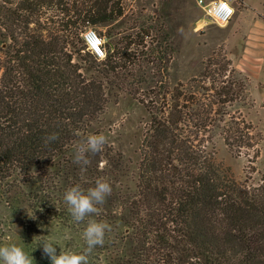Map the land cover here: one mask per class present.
<instances>
[{"label": "trees", "instance_id": "obj_1", "mask_svg": "<svg viewBox=\"0 0 264 264\" xmlns=\"http://www.w3.org/2000/svg\"><path fill=\"white\" fill-rule=\"evenodd\" d=\"M54 3L66 5L59 24L43 10ZM119 3L19 0L13 7L11 0H0V38L7 39L0 40L4 201L33 236L48 231L49 218L77 231L81 222L74 224L65 191L76 184L86 191L101 177L112 189L117 183L114 170L101 169V152L90 154L82 172L73 163L75 147L110 99L127 93L150 119L138 178L134 191L114 198L112 192L98 206L99 215L85 219L111 226L89 264H264V179L256 186L235 179L216 163L213 148L217 137L238 154L255 146L251 125L235 108L248 97V79L225 62L203 79H192L190 88L170 87L161 73L167 69L162 53L168 52L151 36L150 26L143 28L140 43L110 52L104 44L106 56L97 59L82 35L89 26L121 17ZM150 65L158 70L151 80L129 70ZM52 133L58 139L46 143ZM111 205H119L121 214H110ZM121 225L128 232L119 237ZM21 247L33 263L51 264L33 239Z\"/></svg>", "mask_w": 264, "mask_h": 264}, {"label": "rangeland", "instance_id": "obj_2", "mask_svg": "<svg viewBox=\"0 0 264 264\" xmlns=\"http://www.w3.org/2000/svg\"><path fill=\"white\" fill-rule=\"evenodd\" d=\"M72 1L65 0L69 4ZM11 2V6L14 7L19 0ZM119 2L115 9L123 10L121 17L88 27L94 29L104 40L107 52H110V48L125 47L131 41L134 45L140 43L143 28L150 26L151 36L168 52V55L162 53L164 56L162 65L164 63L167 69L162 67L161 73L167 78L170 87L182 83L190 88L192 79H203L210 70L218 69L225 62H231V67L248 79V97L235 108H240H237L241 114L240 118L251 125L254 135L252 141H255V146L238 154L231 150L222 138L217 137L213 142V148L216 163L223 170L228 171L235 179L247 182L248 185L260 184L264 179V77L251 78L239 66L237 67L238 61L242 60L244 55L243 40L240 37H232L230 24L217 23L209 15V10L204 9L198 0H119ZM63 8H66L65 4L59 6L54 3L45 5L43 10L46 17L53 18L59 24L64 18V14L61 13ZM68 18H65V21ZM0 40L7 41L2 38ZM148 40L149 38L145 39ZM78 60L77 57L76 61ZM129 70H133L138 76H147L149 80L158 72L152 65L144 66L141 70L139 67H129ZM205 79V85H209L210 81ZM149 120V115L142 104L129 94L120 93L118 98L110 99L105 112L91 124L89 134H103L107 138V143L100 154V167L103 163L104 167L101 169L116 172L117 184L112 189L113 198L114 194L117 195L120 191L125 193L135 189L141 161L140 148ZM5 188L0 186V245L14 243L22 246V242L29 238L35 242L51 239L55 241L58 252L79 253L83 250L85 242L82 233L86 221L76 224L74 228L77 231H74L65 227L60 218H49L48 231L43 228L33 236L26 230L21 216L14 214L4 201L2 195ZM108 212L119 215L122 210L119 205L118 207L111 205ZM125 228L123 225L120 226L119 237L128 232Z\"/></svg>", "mask_w": 264, "mask_h": 264}, {"label": "clouds", "instance_id": "obj_3", "mask_svg": "<svg viewBox=\"0 0 264 264\" xmlns=\"http://www.w3.org/2000/svg\"><path fill=\"white\" fill-rule=\"evenodd\" d=\"M58 139L56 133H52L45 138V142ZM107 138L103 134H89L82 142L76 145L74 150L73 163L80 166L81 171H85L90 165L91 156H95L103 151ZM104 167V164H101ZM112 193V187L105 178H97L93 187L86 191L79 185L69 187L64 193V202L67 210L77 223L84 222L87 217L99 215L100 208L106 202V198ZM111 230V226L106 222L88 219L83 230L82 238L86 247L82 252L59 251L55 241L42 239L38 246H42L44 255L48 256L51 264H89V255L97 246H103L105 234ZM0 264H33V257L24 251L17 244L0 245Z\"/></svg>", "mask_w": 264, "mask_h": 264}, {"label": "crops", "instance_id": "obj_4", "mask_svg": "<svg viewBox=\"0 0 264 264\" xmlns=\"http://www.w3.org/2000/svg\"><path fill=\"white\" fill-rule=\"evenodd\" d=\"M233 4L236 14L229 23L230 32L244 45L237 67L251 78L264 77V0H235Z\"/></svg>", "mask_w": 264, "mask_h": 264}, {"label": "built area", "instance_id": "obj_5", "mask_svg": "<svg viewBox=\"0 0 264 264\" xmlns=\"http://www.w3.org/2000/svg\"><path fill=\"white\" fill-rule=\"evenodd\" d=\"M199 4L208 9L209 15L220 25H227L233 19L236 9L235 0H198ZM86 50L99 60L105 58L104 40L92 28H88L82 35Z\"/></svg>", "mask_w": 264, "mask_h": 264}]
</instances>
